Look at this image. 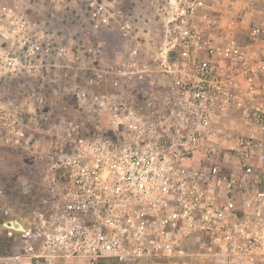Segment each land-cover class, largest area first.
<instances>
[{"label":"built area","instance_id":"obj_1","mask_svg":"<svg viewBox=\"0 0 264 264\" xmlns=\"http://www.w3.org/2000/svg\"><path fill=\"white\" fill-rule=\"evenodd\" d=\"M243 1L247 12L252 0ZM222 7H163L155 66L139 60L143 44L121 10L101 14L93 28L127 40L125 61H108L99 40H48L46 66L76 77L53 78L42 87L54 98L33 99L32 137L47 140L45 151L28 150L32 162L46 160L41 199L28 227L3 229L38 246L0 264H264L261 60L236 34L245 13L222 23L213 18ZM12 16L0 8V19ZM79 73L88 77L78 81Z\"/></svg>","mask_w":264,"mask_h":264},{"label":"rangeland","instance_id":"obj_2","mask_svg":"<svg viewBox=\"0 0 264 264\" xmlns=\"http://www.w3.org/2000/svg\"><path fill=\"white\" fill-rule=\"evenodd\" d=\"M178 1L0 0V8L13 12L11 18L0 19V224L9 220L27 224L26 219L33 206L41 199L43 186L40 183L46 160L32 162L28 150L36 146L45 151L47 140L42 135L32 137L29 116L33 99L36 95L54 98L49 87H42L53 78H61L63 84H69L76 77L71 78L68 74L65 78L60 71L46 66V62H53L49 55L53 49L48 50L46 46L48 40L52 47L69 37L99 40L108 61H125L129 48L127 40L118 32L109 29L95 31L93 28L101 14L110 15L121 10L124 18L133 22L137 40L143 44L139 60L155 66L153 49L160 28L161 10L164 12L163 7ZM214 1L208 0L209 3ZM220 2L226 11L214 13L213 18L237 21V15H232L231 8L224 6L228 0ZM38 41L41 48L33 54L30 46ZM87 77V73L77 75L78 81ZM13 120L16 121L14 124ZM26 180L30 184L23 186ZM28 245L37 247L38 241L23 239L19 235L10 237L0 226V257L22 253ZM103 264L119 263L110 259Z\"/></svg>","mask_w":264,"mask_h":264},{"label":"crops","instance_id":"obj_3","mask_svg":"<svg viewBox=\"0 0 264 264\" xmlns=\"http://www.w3.org/2000/svg\"><path fill=\"white\" fill-rule=\"evenodd\" d=\"M230 3H233V7L230 9L233 11V16L238 15L239 13H245L244 20L239 23L237 28V36L241 45L246 46L254 54L260 56V64L257 69V77L261 80H264V0H252V8L244 12V1L243 0H228L227 3L224 2V6H229ZM224 8V7H223ZM229 10V9H228ZM229 10V11H230ZM221 11H226V8ZM230 18L223 19L222 23L225 21H230ZM254 27H259L261 34L253 38L250 36V32ZM23 226L28 227L27 224L21 223ZM2 258V257H0ZM24 264H29V261H25ZM157 264H169L167 261H161ZM181 264H219L218 261L210 258L205 262H200L196 257L185 260V263Z\"/></svg>","mask_w":264,"mask_h":264},{"label":"water","instance_id":"obj_4","mask_svg":"<svg viewBox=\"0 0 264 264\" xmlns=\"http://www.w3.org/2000/svg\"><path fill=\"white\" fill-rule=\"evenodd\" d=\"M0 226L2 227H6V228H15V229H18V230H24V227L16 220H9L7 222H4L2 224H0Z\"/></svg>","mask_w":264,"mask_h":264}]
</instances>
